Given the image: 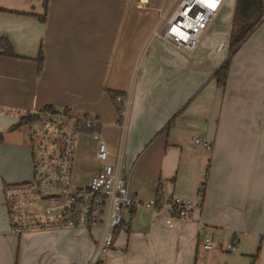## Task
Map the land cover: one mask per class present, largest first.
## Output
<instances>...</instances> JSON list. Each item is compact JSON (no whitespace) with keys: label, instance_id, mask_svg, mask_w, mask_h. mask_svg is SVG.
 Segmentation results:
<instances>
[{"label":"crops","instance_id":"obj_1","mask_svg":"<svg viewBox=\"0 0 264 264\" xmlns=\"http://www.w3.org/2000/svg\"><path fill=\"white\" fill-rule=\"evenodd\" d=\"M154 2L136 3L134 11L160 12L162 0ZM104 4L49 0L45 12L42 0H0V36L9 39L15 52L0 53V264H90L95 254L100 227L22 234L9 230L3 187L32 176L29 143L12 126L24 111L45 106L96 116L104 122L98 134L111 150L124 134L123 170L138 203L116 231L105 264H208L205 257L211 253L213 264H264V33L259 56L243 50L251 35L229 51L231 21L224 26L210 23L190 52L155 38L131 85L121 78L131 73V66H125L128 53L143 36L136 27L153 18L129 19L121 53L115 56L117 66L111 69L102 14L96 33L88 26V11L102 12ZM126 23L124 14V31ZM226 59L227 78L219 85L214 73ZM119 95L127 107L124 132ZM81 136L94 138L96 144L94 134L82 133L78 140ZM197 136L209 139L211 148L195 145ZM94 151L86 160L95 162V169L80 171L74 162L76 183H87L98 170ZM172 195L191 198L196 208L169 227L164 209L143 203ZM209 236L212 245L206 249L203 243ZM214 238L219 249L213 248ZM74 241L82 246L75 249ZM253 246L256 253H251Z\"/></svg>","mask_w":264,"mask_h":264},{"label":"built area","instance_id":"obj_2","mask_svg":"<svg viewBox=\"0 0 264 264\" xmlns=\"http://www.w3.org/2000/svg\"><path fill=\"white\" fill-rule=\"evenodd\" d=\"M176 7L164 26L154 31L187 51L196 48L201 35L220 11L224 0H175ZM262 16L264 19V0ZM213 5V6H209ZM188 20L189 24L184 22ZM163 22V21H162ZM161 22V23H162ZM120 99L119 118L122 132L127 107ZM31 117L29 124L32 159V177L29 180L7 183L3 187L4 204L8 214L9 230L22 234L59 228L100 227L98 243L90 264H99L113 244L115 233L131 217L132 208L138 203L131 192L129 174L122 164V139L115 150L98 134L99 119L90 113L73 111L68 107L41 108L24 111ZM123 120V122H122ZM94 134V157L99 161L98 170L85 184L73 179L74 153L80 134ZM194 144L206 149L211 142L204 136L193 139ZM203 177L206 172L201 173ZM200 189L203 188V181ZM146 208L166 211L165 224L174 225L175 218L189 216L196 205L189 197L172 195L162 201L157 197L145 201ZM211 237H206L203 247L209 249ZM233 249L234 244H229Z\"/></svg>","mask_w":264,"mask_h":264},{"label":"rangeland","instance_id":"obj_3","mask_svg":"<svg viewBox=\"0 0 264 264\" xmlns=\"http://www.w3.org/2000/svg\"><path fill=\"white\" fill-rule=\"evenodd\" d=\"M91 1L96 2L98 0H91ZM104 2H105V4H104V9L102 12L98 9H90L88 11L89 14L91 15L88 26L93 31V33H96V30H97L98 24H99L98 18L102 14L103 22H104V28L106 29V31L108 33V39H107L108 46H107V41H104V45H106V47L108 48V51L110 52L109 65H110L111 69L117 66L116 59L118 58V54L121 53V49H122L123 44H124V38L126 37V34L128 33L129 19H131L135 16L138 19L140 18V21H141V17L143 16L144 20L147 19V20L151 21L153 18L152 22H150V23L145 22V25H142V26L139 25V27H136L137 32H140V30H141V32L143 31V36L141 38V41H139V43L137 44V46H135V44H132V46H135V48H134L135 51L130 50V52L128 53L129 59L126 60L125 66L126 65L131 66L132 70H131V73L127 74V75L126 74L122 75V73H121V75H122L121 81L126 83V81L131 80V85H132L134 80H135V73H136L137 67H138L140 61L142 60V58L147 53L149 46L151 45L153 40H155V38L157 39V38L161 37V36L154 35V31L156 29L160 30L164 26V24L166 22L165 18L170 16L172 11L176 7L177 2L175 0H162V7H161L160 12L154 11L151 13H144V14L137 13L134 11V9L136 7L135 4L140 3V4H143L142 6H145L143 2L155 4L154 0H104ZM107 2H109V6H108L109 8L108 9L106 8ZM235 8H236V0H224L222 7H221L220 11L218 12V14L216 15V17L214 18L213 22L215 24L220 25V26H224L225 22L230 23V21H231V24L234 23V19L236 16L235 15ZM122 10H124L123 13L125 14V17L127 18L125 31H124V26H123L124 14H122ZM144 15H146V16H144ZM107 19H108V24H107ZM263 20L264 19H261L259 21L258 25H256L251 31H249L246 34V36H249V35H251V36L249 37V40L247 41L249 43V45L245 46L243 48V50L246 51L249 54V56H251V55L253 56V54L259 56L260 44H262L261 34L264 33V21ZM231 24H230V30L232 32L234 24H232V26H231ZM245 37L238 42L237 47H239L241 45V41H243L245 39ZM237 47L232 49V51H234ZM115 56H117L116 59H115ZM97 69H98L97 74L95 73V75H93V81L94 82H97L98 71L102 70L101 64H100V66L97 67ZM123 69H124V66H123ZM112 77H113V75L111 74V78ZM109 84H110V86H112L111 82ZM122 84L123 83H121L120 85H122ZM107 97L109 99V103L113 104L112 101H114V100H112V98H110L109 96H107ZM117 103H119V102H117ZM100 123H101V126H103L104 122L100 121ZM99 127H100V125H99ZM77 140H78V138H77ZM95 145L96 144H95L94 138L86 137V136L85 137L81 136L79 138L78 142L76 143L75 153H74V162L76 163L78 161V165H79L78 168L80 171H88L91 169H95L97 167L95 162L86 160L87 158L91 157V155L95 149ZM199 146H201V145H199ZM204 149H206V148H204ZM28 179H30V178H28ZM16 182H21V181H16ZM9 183H15V182H9ZM92 233L96 235L97 231L93 230ZM89 242H88V244H89ZM75 244H76V242H75ZM81 246H82L81 243L78 242L76 244L75 249H78ZM218 247H219L218 240L214 238L213 248L219 249ZM222 250L223 251H221V252H223V254H227V252H226L227 250H225V249H222ZM228 250H230V249H228ZM228 252L233 253L234 251H228ZM59 253L62 255L63 250L60 251ZM246 253H248V252H246ZM251 253H256V246H253ZM211 254H212L211 256L205 257L207 260H209L208 264H213V262H214V259L212 256H214L215 253H211ZM107 255H108V253L106 254L104 261L101 264H105V262L107 260ZM222 256L226 257V255H222ZM215 257L218 258L217 256H215ZM218 261H220V263H221V259Z\"/></svg>","mask_w":264,"mask_h":264},{"label":"trees","instance_id":"obj_4","mask_svg":"<svg viewBox=\"0 0 264 264\" xmlns=\"http://www.w3.org/2000/svg\"><path fill=\"white\" fill-rule=\"evenodd\" d=\"M48 1L49 0H42V4L45 12L47 10ZM239 5H240V0H236V8H235L236 16L234 19V23H233L234 25L229 42L230 52H233L232 49L237 47L238 42L242 40L246 36V34L249 31H251L256 25H258L262 16V4L260 0H252L246 11L240 10ZM39 18L44 19V15L39 16ZM0 53L8 56L15 55L13 46L6 36H0ZM42 57H43L42 53L39 52L37 58L38 68H41ZM228 69H229V59H226L220 65V67L216 69L214 75L219 85L225 84ZM109 93L110 96L114 95V92H112L111 90H109ZM43 108H51V106H45ZM30 120L31 117L29 115H21L18 121L12 126V129H16V128L20 129L21 138L26 142L30 141V133H29ZM99 125L97 126L98 130H99ZM2 139H3V135L0 132V141H2Z\"/></svg>","mask_w":264,"mask_h":264},{"label":"water","instance_id":"obj_5","mask_svg":"<svg viewBox=\"0 0 264 264\" xmlns=\"http://www.w3.org/2000/svg\"><path fill=\"white\" fill-rule=\"evenodd\" d=\"M252 0H240L239 8L242 11H246Z\"/></svg>","mask_w":264,"mask_h":264},{"label":"bare ground","instance_id":"obj_6","mask_svg":"<svg viewBox=\"0 0 264 264\" xmlns=\"http://www.w3.org/2000/svg\"><path fill=\"white\" fill-rule=\"evenodd\" d=\"M184 24L188 25V24H189V21H188V20H186V21L184 22Z\"/></svg>","mask_w":264,"mask_h":264},{"label":"snow or ice","instance_id":"obj_7","mask_svg":"<svg viewBox=\"0 0 264 264\" xmlns=\"http://www.w3.org/2000/svg\"><path fill=\"white\" fill-rule=\"evenodd\" d=\"M210 7L213 6V5H209Z\"/></svg>","mask_w":264,"mask_h":264}]
</instances>
